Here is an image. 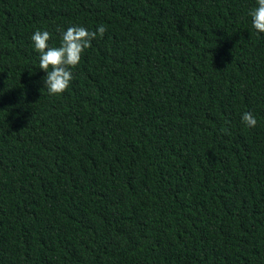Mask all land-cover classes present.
<instances>
[{
    "label": "trees",
    "instance_id": "obj_1",
    "mask_svg": "<svg viewBox=\"0 0 264 264\" xmlns=\"http://www.w3.org/2000/svg\"><path fill=\"white\" fill-rule=\"evenodd\" d=\"M253 6L0 0V264H264ZM101 24L49 95L32 32Z\"/></svg>",
    "mask_w": 264,
    "mask_h": 264
},
{
    "label": "clouds",
    "instance_id": "obj_2",
    "mask_svg": "<svg viewBox=\"0 0 264 264\" xmlns=\"http://www.w3.org/2000/svg\"><path fill=\"white\" fill-rule=\"evenodd\" d=\"M248 16L257 34L264 33V0H254ZM105 31L102 24L97 26L96 31L79 25L70 26L61 31L58 46L49 43L52 34L48 30L36 29L32 32L29 39L38 53L39 69L45 73L42 78L43 89L49 95H60L69 88L73 80L72 69L81 62L83 53L92 41L98 36L102 37ZM240 119L247 128L257 125V118L250 111L243 112Z\"/></svg>",
    "mask_w": 264,
    "mask_h": 264
}]
</instances>
